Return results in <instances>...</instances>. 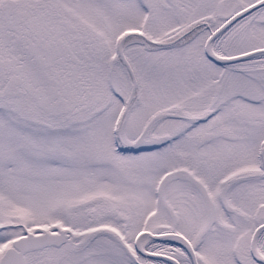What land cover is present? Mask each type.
I'll return each instance as SVG.
<instances>
[{
    "label": "snow or ice",
    "instance_id": "1",
    "mask_svg": "<svg viewBox=\"0 0 264 264\" xmlns=\"http://www.w3.org/2000/svg\"><path fill=\"white\" fill-rule=\"evenodd\" d=\"M0 264H264V0H0Z\"/></svg>",
    "mask_w": 264,
    "mask_h": 264
}]
</instances>
